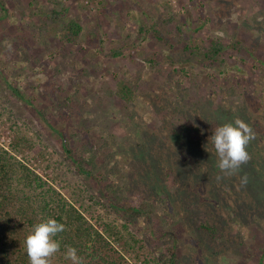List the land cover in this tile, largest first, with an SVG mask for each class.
Segmentation results:
<instances>
[{
  "label": "rangeland",
  "instance_id": "obj_1",
  "mask_svg": "<svg viewBox=\"0 0 264 264\" xmlns=\"http://www.w3.org/2000/svg\"><path fill=\"white\" fill-rule=\"evenodd\" d=\"M0 3L7 10L0 6V142L9 145L3 150L80 210L129 264H159L172 250L176 264H264V0ZM70 21L83 27L75 43L56 35ZM154 29L169 42H159ZM216 44L224 51L209 65L202 55ZM189 45L196 53L184 63ZM123 79L134 82V104L118 95ZM168 91L185 110L205 116L222 104L246 112L249 160L226 175L209 153L202 172L210 179L198 172L190 179L200 194L187 193L182 182L189 176L176 175L178 168H158L173 164L167 128L184 123L168 108L161 112ZM139 130L162 135L155 174L143 150L130 145L140 141ZM125 200L147 206L126 220L114 207ZM210 222L217 225L214 239L199 226ZM108 224L119 236L106 232Z\"/></svg>",
  "mask_w": 264,
  "mask_h": 264
},
{
  "label": "trees",
  "instance_id": "obj_2",
  "mask_svg": "<svg viewBox=\"0 0 264 264\" xmlns=\"http://www.w3.org/2000/svg\"><path fill=\"white\" fill-rule=\"evenodd\" d=\"M0 6L3 11L7 13L5 6L3 4ZM82 30L83 27L81 24L70 21L66 26L62 27V30L59 29L61 32L56 35H60V38H64L67 42L75 43L80 37ZM154 35L159 42H169L162 36L158 29H154ZM184 51L185 53L181 60L184 63H188L186 57L194 55L196 50L192 45H189L185 47ZM223 51L224 46L222 44H216L210 49H207L202 57L206 62H209V65H212ZM133 83L134 82L131 83V81L123 79L118 84V95L121 100L128 104H134L137 97L133 89ZM13 92L17 97L23 99L18 89H14ZM170 92L163 93L162 98L165 104L161 112L164 111V108H168L170 109V113L173 111L169 117L174 118L180 114L185 121L183 120L184 123L180 125L170 123L167 128L168 134L170 135L169 138L171 137L169 141L171 145L170 149L174 150L172 151L174 152L172 156V168L166 167V162L164 163L165 166L159 164L158 168L167 171V173H169V169L175 172L174 168H178L181 172L176 173V175L178 174L179 177L181 175L183 177L189 176V180L185 182H182L178 177L179 181L186 187L187 193L191 194L194 190H199L198 192L200 194L201 190L190 183V179L193 172L202 173L203 175L207 174V172H202V168L205 166L203 161L208 157L209 153H214L216 155L211 139L208 138L212 135L215 128L229 122L233 123L236 119H240L248 125V121L246 122L244 120L246 112H244V114L241 113L243 112L242 108L238 112H234L233 110L229 112L224 108L225 104H222L223 106L219 105L217 106L218 108H213V110L209 112L210 114L205 116L198 108L188 111L185 110L182 106L183 104H179L181 100L173 101L168 98ZM173 94L177 96V98L180 96L178 92H174ZM165 116L167 117L168 114H165ZM134 117L135 116H132L129 119ZM212 122L216 124H212ZM136 127L139 129L141 125L137 124ZM148 131L151 132L150 136L142 132V130H139L138 134H140V136L142 135L140 141L136 142L134 145L130 141V145L132 147H139L141 151L143 150L142 157L147 160V165L149 166L147 170L155 174L154 171L157 162L161 161L160 158H164V156H161L162 154L159 155L158 152V147L161 143L159 139H161L160 137L162 135L156 131ZM129 136H131V134ZM129 136L128 139H130ZM16 145L20 146L21 141L16 140ZM197 147L198 150H196ZM197 152L199 155L201 153L202 157L198 158ZM152 156H154L153 160H151ZM190 156L196 161L195 164L198 165L196 171L193 170V166L189 161ZM183 157L184 159H182ZM182 165L186 167L183 171L181 170ZM172 171L170 170V172ZM86 175L94 178L91 173L86 172ZM207 175H205L206 178L205 176H203V178L210 179L211 175ZM128 187L130 188L129 185ZM155 187L156 196L159 197V194L163 191H159L160 187L158 184ZM136 192H138V190H136ZM128 193L129 192L126 191L123 197H128ZM226 194L225 192L222 197H226ZM151 197L153 198V195H151ZM152 200L154 201L155 199ZM159 202L161 203L163 201L159 199ZM148 205L152 207L151 202H149ZM146 206V203H140V206H138L134 202L130 203V201L125 200L124 207H114L116 210H122L126 215V220H129L134 218L133 215L142 214L143 208ZM163 210H166V207ZM47 218H54L65 225L64 231L58 233L55 237L60 243V249L50 258L49 264H58L56 260H58L60 264H72L71 260L65 258L68 247L76 249L77 255L81 258V264H129L126 262L125 258L111 246L108 239L87 220L80 210L69 204L61 194L48 186L36 172L16 160L14 156L0 147V264H30L26 253L25 238L35 223L39 222L41 219ZM199 226L200 229L205 230L203 234L206 237L214 239V234H216L217 230L216 224L212 222L201 223ZM106 232L119 236V231L109 224L106 226ZM170 252L173 255L170 258L163 255V259H161L159 264H176L175 250ZM145 264L148 263L145 262Z\"/></svg>",
  "mask_w": 264,
  "mask_h": 264
},
{
  "label": "clouds",
  "instance_id": "obj_3",
  "mask_svg": "<svg viewBox=\"0 0 264 264\" xmlns=\"http://www.w3.org/2000/svg\"><path fill=\"white\" fill-rule=\"evenodd\" d=\"M208 139H211L218 157L217 166L226 175L234 173L250 158L246 146L252 139L251 129L240 119L218 126ZM246 182L247 177H241V183ZM64 228L65 225L54 218L41 219L32 226L25 238L30 264H49L50 258L60 249L55 237ZM65 258L72 264H81V258L73 247H68Z\"/></svg>",
  "mask_w": 264,
  "mask_h": 264
},
{
  "label": "built area",
  "instance_id": "obj_4",
  "mask_svg": "<svg viewBox=\"0 0 264 264\" xmlns=\"http://www.w3.org/2000/svg\"><path fill=\"white\" fill-rule=\"evenodd\" d=\"M9 141V140H8ZM4 143V144H3ZM0 145L6 149L7 151H9V145H7V142H5V140H2V142H0Z\"/></svg>",
  "mask_w": 264,
  "mask_h": 264
}]
</instances>
